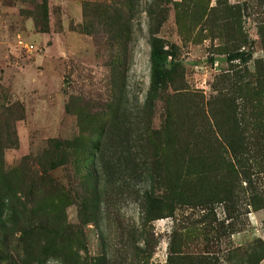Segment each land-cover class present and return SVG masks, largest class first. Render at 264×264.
Instances as JSON below:
<instances>
[{
    "label": "rangeland",
    "instance_id": "1",
    "mask_svg": "<svg viewBox=\"0 0 264 264\" xmlns=\"http://www.w3.org/2000/svg\"><path fill=\"white\" fill-rule=\"evenodd\" d=\"M154 37L176 66L148 103ZM6 139L7 171L54 152L73 241L46 264H264V168L236 161H264V0H0Z\"/></svg>",
    "mask_w": 264,
    "mask_h": 264
},
{
    "label": "trees",
    "instance_id": "2",
    "mask_svg": "<svg viewBox=\"0 0 264 264\" xmlns=\"http://www.w3.org/2000/svg\"><path fill=\"white\" fill-rule=\"evenodd\" d=\"M149 64L148 103H151L176 66L172 54L155 37L150 40ZM4 143H0V264H46L50 248L66 244L64 248L67 249L73 241L69 228L61 226L59 212L56 216L57 208L59 210L63 201L62 186L49 174L57 163L45 162L54 152L43 151L37 156H23L7 171L3 168L1 150L15 146L16 140L6 139ZM47 144L53 151L60 146L77 147L52 140ZM242 149L239 148V151ZM238 157L236 161L241 171L247 167L264 168L263 160ZM144 200L147 204L157 203L151 194L144 193ZM8 202L16 204L14 207L7 206ZM6 211L11 215L8 216ZM47 216L51 217L50 222ZM57 256L61 264H79L76 261L79 257L69 249L66 255ZM105 258L102 254L90 260V264H106Z\"/></svg>",
    "mask_w": 264,
    "mask_h": 264
}]
</instances>
